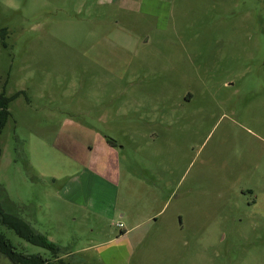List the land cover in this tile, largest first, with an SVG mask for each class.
<instances>
[{"label": "rangeland", "instance_id": "374dc122", "mask_svg": "<svg viewBox=\"0 0 264 264\" xmlns=\"http://www.w3.org/2000/svg\"><path fill=\"white\" fill-rule=\"evenodd\" d=\"M0 89V205L64 260L264 264V0H0Z\"/></svg>", "mask_w": 264, "mask_h": 264}, {"label": "trees", "instance_id": "16d2710c", "mask_svg": "<svg viewBox=\"0 0 264 264\" xmlns=\"http://www.w3.org/2000/svg\"><path fill=\"white\" fill-rule=\"evenodd\" d=\"M11 97L0 89V134L3 132L8 118L10 116L9 105ZM1 157V147H0ZM20 213V212H19ZM19 213L5 210L0 205V228L1 226L12 230L18 237L24 241L48 250L52 258L47 259L40 254H27L19 252L0 229V254L9 259L13 264H89L72 263L64 260L65 257L72 256L68 247L59 246L51 242L45 235L38 233L24 217Z\"/></svg>", "mask_w": 264, "mask_h": 264}]
</instances>
